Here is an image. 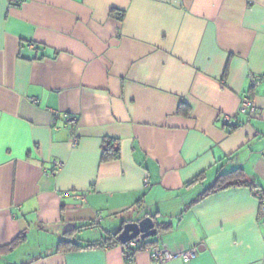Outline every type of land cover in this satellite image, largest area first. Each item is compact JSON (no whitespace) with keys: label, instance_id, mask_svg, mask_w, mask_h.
Returning a JSON list of instances; mask_svg holds the SVG:
<instances>
[{"label":"crops","instance_id":"obj_1","mask_svg":"<svg viewBox=\"0 0 264 264\" xmlns=\"http://www.w3.org/2000/svg\"><path fill=\"white\" fill-rule=\"evenodd\" d=\"M260 193L264 0H0V264H264ZM147 216L196 256L58 247Z\"/></svg>","mask_w":264,"mask_h":264},{"label":"trees","instance_id":"obj_2","mask_svg":"<svg viewBox=\"0 0 264 264\" xmlns=\"http://www.w3.org/2000/svg\"><path fill=\"white\" fill-rule=\"evenodd\" d=\"M184 108H185V104L181 103L179 106V112H184ZM120 158V149H119V145L116 141L111 140V139H106L102 145V157H101V161L102 162H107V161H111V160H117ZM200 178H195L194 180H192L191 182L188 183V185L195 183L196 181H198ZM236 186H252V184H248L247 180L245 179L244 176V172L241 168H238L230 173L227 174H220L217 177V180L213 186V188H211L210 190H208L207 192L204 193L203 197L218 192V191H222L225 189H228L230 187H236ZM93 226V224L89 225L88 227ZM87 227V226H86ZM122 228L118 231H112L110 232L106 239L104 241H100V242H95V243H89V244H80L77 241L74 240H64L61 241L58 244L59 249H66L69 251H73V250H81V249H86V248H92V247H102L105 246L107 244H111L112 240L115 239V242H118V235L120 234ZM77 230L70 231L67 234L72 235L76 232ZM23 239V236H19L18 238H16L10 245L7 246V248H9L10 250L13 249L14 247H16L21 240ZM156 241H148L147 240H142L140 242V247L138 249L139 251L144 250V248L148 247V246H152V245H156ZM123 247V249L126 251V247H128V244H122L120 243ZM135 251L136 249H128V254L133 253L132 251Z\"/></svg>","mask_w":264,"mask_h":264},{"label":"built area","instance_id":"obj_3","mask_svg":"<svg viewBox=\"0 0 264 264\" xmlns=\"http://www.w3.org/2000/svg\"><path fill=\"white\" fill-rule=\"evenodd\" d=\"M24 1H26V0H24ZM252 82H253L254 85H258L259 82H260V78L252 77ZM248 106H251V104H250L249 100H246L244 102V104H243V109L245 110ZM228 119L229 118H226L227 121H228ZM55 165H56V168H59V167L62 166V164L60 162L55 163ZM67 195H69V194H67ZM258 197H259L260 202H261V212L264 215V193L258 194ZM142 240L143 239L138 237V238L126 243V244H128V247H126L127 248L126 249V253L128 252V249H130V248L136 249L135 251L131 250L133 252L131 254L127 253L126 256L129 259L138 252V249H139V247L141 245L140 242ZM144 250L148 251L151 254L152 258L155 261L159 262V263H166L168 261L175 260V259H178V258H181L185 262H188L189 260L194 258L196 256V254H197L196 250L188 251V252H185V253L175 254V253L171 252L170 250L160 246L159 244L148 246V247L144 248Z\"/></svg>","mask_w":264,"mask_h":264},{"label":"water","instance_id":"obj_4","mask_svg":"<svg viewBox=\"0 0 264 264\" xmlns=\"http://www.w3.org/2000/svg\"><path fill=\"white\" fill-rule=\"evenodd\" d=\"M158 234V228L151 216H147L139 222L126 223L118 235V240L122 244H126L138 237L148 239Z\"/></svg>","mask_w":264,"mask_h":264},{"label":"rangeland","instance_id":"obj_5","mask_svg":"<svg viewBox=\"0 0 264 264\" xmlns=\"http://www.w3.org/2000/svg\"><path fill=\"white\" fill-rule=\"evenodd\" d=\"M150 239V238H149Z\"/></svg>","mask_w":264,"mask_h":264}]
</instances>
